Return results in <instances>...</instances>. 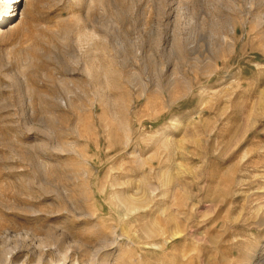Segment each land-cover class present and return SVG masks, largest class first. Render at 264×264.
I'll list each match as a JSON object with an SVG mask.
<instances>
[{
	"label": "rangeland",
	"instance_id": "374dc122",
	"mask_svg": "<svg viewBox=\"0 0 264 264\" xmlns=\"http://www.w3.org/2000/svg\"><path fill=\"white\" fill-rule=\"evenodd\" d=\"M0 22L9 264H264V0H0Z\"/></svg>",
	"mask_w": 264,
	"mask_h": 264
},
{
	"label": "bare ground",
	"instance_id": "6f19581e",
	"mask_svg": "<svg viewBox=\"0 0 264 264\" xmlns=\"http://www.w3.org/2000/svg\"><path fill=\"white\" fill-rule=\"evenodd\" d=\"M1 22H2V21H1ZM1 22H0V23H1ZM4 252H5V251H4ZM4 252H2V254L0 253V254H1V255H0V256H1V257H0V264H9V263H10V258H11V257H10V253H7V252H6L7 254H6V253L4 254Z\"/></svg>",
	"mask_w": 264,
	"mask_h": 264
}]
</instances>
